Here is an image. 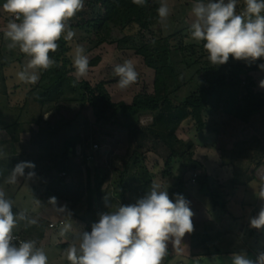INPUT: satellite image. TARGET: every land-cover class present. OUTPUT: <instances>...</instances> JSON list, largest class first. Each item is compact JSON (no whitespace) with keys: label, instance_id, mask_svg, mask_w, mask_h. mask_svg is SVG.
I'll return each mask as SVG.
<instances>
[{"label":"rangeland","instance_id":"rangeland-1","mask_svg":"<svg viewBox=\"0 0 264 264\" xmlns=\"http://www.w3.org/2000/svg\"><path fill=\"white\" fill-rule=\"evenodd\" d=\"M2 1L3 0H1V2ZM160 2H164L168 5L170 9L169 17L163 22H161L159 18L158 22L153 24L145 34L147 39L167 38L175 35L176 37L171 40L172 45L174 47H178L180 44L183 45L181 55L189 67L185 73L186 80H190L191 83L177 94L180 98L186 97V95L195 90L197 86L200 88L204 86V83L200 82L198 79L204 76L203 70H207L210 78L215 81L224 76L228 84L232 82V75L237 68L242 71L241 76L238 77V79H236L237 77L235 78V83L226 86L227 88L224 89L223 94H221L223 100L220 104L221 106H219L218 109L210 108L207 112L205 116L207 128L199 130L195 121L189 118L182 123L176 133V136L181 141L193 143V149L189 152L193 161L189 160L185 162L184 165L187 167V170L182 174L185 184L183 196L190 202L191 207L192 204H194L190 199L191 194L196 193L199 186L201 187L200 189H205L207 183H209L208 179L210 176L208 174L210 167L208 165L211 159L209 156L213 154V151L215 152L217 149H220L221 152L216 153L222 155L221 161L225 163L231 160L233 165L237 167L239 165L238 159L240 158H238L236 152L238 148L235 144L239 141L246 140V146L252 149L249 150L251 151L249 152L251 155L248 153L245 158L247 162L252 163L254 159H260L258 155L254 157L256 155L254 154L256 153L254 148H256L258 144L252 138L257 134V139L264 143V112L261 115L253 117L252 122L246 126L232 116L227 110L229 109L228 102H235V100L240 101L241 87H244L247 83L246 76L253 80L255 84V94L259 99L264 100V88L259 86L260 81L264 80V70L258 67L259 64L264 63V58L258 59L253 63H248L230 57L226 64H212L208 60V53L203 47L204 41H195L190 35V27L194 20L191 10L197 0H160ZM204 2L206 3L207 0H204ZM243 8L244 0H237V13L242 12ZM81 11L86 18L90 19L102 15L104 12L102 7L89 4L88 0H84V8ZM4 13L3 18L10 16L6 12ZM145 14L146 11L143 12L141 18H143ZM140 20L127 27L124 31L116 32L115 35L119 38L127 36L128 38L137 40L140 33L142 31L144 33ZM6 25L7 22L0 21L1 30H3V27H6ZM73 31L75 32V30ZM4 32L0 31V46H2L1 43L3 42L2 44L4 47H0V51L6 54L3 55L6 62L12 63L13 60H11V56H13V54L16 55V53L13 52H17L19 48H8L10 41L5 38ZM80 37L75 32V36L69 41L70 50L68 56L71 60L73 50L79 45L78 42L81 41ZM91 52L92 51L85 54L89 58V67H92L90 63L96 58L100 61L102 60L103 65L98 69L89 68L88 75L81 78L79 80L80 82L87 81L91 86L104 83L112 102L118 100V103H123V100L120 101L121 99L132 102L138 95L154 94L155 70L148 67L144 58L138 55L134 49H130L129 47L120 48L118 43H104L101 47H97L92 53ZM126 60H131L133 62L139 75L136 83L125 90H121L119 87H116L117 85H111L117 83L119 80V77L114 73L115 66L122 64ZM26 65L27 62L25 61L22 68L24 69ZM148 69L150 72L149 74L146 72ZM74 71L73 68V71L70 73L72 77H75ZM15 76L16 79L14 78L11 80V83L17 82V73ZM10 82L4 81L2 83L9 87L11 85ZM206 83L208 84L207 81ZM2 98L3 94H1L0 99ZM175 102L177 103V101ZM132 103H130V105ZM23 109L27 111V114L24 113V110V112L21 110V124L2 129L1 123L3 122L0 120V136L7 135L12 139L19 138L22 144V160L30 161L35 164L34 169H25L27 170V172H25V177L29 171H34L35 176L29 180L31 182L26 183V188L22 189L18 194L16 197L18 201L16 202H19L18 207L20 209L27 212L29 217L36 218L38 223L33 226H26L25 222V227H22V231H26V234L30 233V235H33L30 240L36 241L37 247L44 250L48 257V264H70L66 259L64 249L73 242L78 244L79 234L84 231L90 232L91 227L89 224L96 221L87 210L89 197L87 190V167L92 170L90 174L92 176V188H96L95 186L97 183L95 178L96 174H98L97 171H100L101 179L104 180L102 188L111 191L113 194L116 193V188L119 187L120 183V172L118 168L121 166V158L126 153L130 144L129 130L125 128L124 124L128 122H138L140 125L146 126L152 123L153 117L143 115L136 121L134 117L120 114L116 124H104L96 120V116L90 105L82 106L81 104H74L72 107L62 105L60 110L53 109L43 115V121L50 124L46 126L40 124V119L38 120V117L41 115V109L37 103L33 104V102L29 101L27 104L25 103L23 105ZM4 112H6V108L4 104H0V114ZM57 124L59 126H56ZM85 137L89 138L86 143L90 145L89 148H85L86 165H82L80 163V159L82 158L80 147L83 146L79 143ZM65 140L72 146H76L75 156H69V158L64 157V148L62 144ZM94 143H97L100 149L96 153H92L93 158L88 159L86 152L89 154L91 153V147ZM70 151L72 152L69 153L73 155V149ZM107 152L108 158L101 157L103 154H107ZM145 159L146 166L149 170L156 173L159 172V175L155 178L153 183L158 184L161 190H169L170 186L168 185L170 182H173V180L168 182L164 181L162 178L163 174H160L165 167L164 160L152 152L146 153ZM62 160L64 165L59 164ZM114 163L116 164L115 167L112 166ZM240 163L244 164L242 160ZM184 165H182L181 161H178L175 173L181 174L185 167ZM67 167L71 169V173L66 174V176H60L59 173L65 171ZM47 169H52L49 174L46 173ZM106 170L109 171L107 172ZM261 171H263L262 174H264V168L260 170L259 174H261ZM195 174H197L198 177L197 181L193 182L192 179ZM31 185L35 187L36 191L32 192L31 189H27L30 188ZM61 187H63V189ZM206 190L207 189H205V192H207ZM213 192L214 191L211 190L210 192L209 190L210 195H213ZM53 196L57 197L58 207L66 205L68 210L74 212L75 219L78 218L79 220H74L72 214L70 216L68 214L62 215L57 213L53 206L48 204L49 198ZM35 198L41 202L37 204ZM214 200L221 206L219 207L220 213H226L225 211L230 205L222 208L224 205L222 200ZM40 211L42 214L39 217L38 213ZM60 221H63L65 225L55 229L49 227L50 222L58 224ZM73 223L76 226L77 233H75L77 235L68 241V239H65L66 237L61 235V231L68 225L72 226ZM71 226L67 228V231L71 230ZM251 240L252 239H250V241ZM213 249L214 248L210 247V250ZM182 261L184 262V260ZM173 264H178L176 259ZM185 264L188 263L185 262Z\"/></svg>","mask_w":264,"mask_h":264},{"label":"clouds","instance_id":"clouds-1","mask_svg":"<svg viewBox=\"0 0 264 264\" xmlns=\"http://www.w3.org/2000/svg\"><path fill=\"white\" fill-rule=\"evenodd\" d=\"M144 6L146 0H132ZM84 8V0H6L3 10L10 15L4 36L10 41L9 49L19 51L29 57L24 70L17 78L25 83L35 84L37 72L47 70L55 61L50 52L59 48L63 37L70 41L75 36L69 21ZM237 0H197L192 7L194 20L190 27L191 38L204 41L203 47L208 60L214 65H223L232 57L238 61L253 63L264 58V0H244L243 11L237 13ZM161 22L170 14L164 2L157 9ZM72 64L78 82L88 75L89 58L85 49L77 45L73 50ZM264 70V63L258 65ZM119 77V89L125 90L137 82L138 72L131 60H126L114 68ZM264 88V80L260 81ZM35 164L21 161L11 169L7 184H15L25 177V169H34ZM35 176L27 173L26 179ZM264 181V176L261 177ZM258 198L264 201V183ZM41 201L38 199L36 203ZM48 204L59 214L71 212L65 206H57V198L50 197ZM110 207L111 205H107ZM193 212L190 202L181 194L170 199L167 190H161L152 183L150 191L136 203L119 205L115 211L99 215L91 231L79 234L78 244L73 242L64 249L70 264H163L168 254L169 243L181 245L186 234L194 231ZM20 221L26 226L38 223L36 218L25 212H13V201L0 189V264H48V257L34 240H19L14 229ZM71 225L61 231L64 235ZM250 227L264 228V206L255 217L250 218ZM232 264H264V253L254 261L246 253H233Z\"/></svg>","mask_w":264,"mask_h":264},{"label":"trees","instance_id":"trees-1","mask_svg":"<svg viewBox=\"0 0 264 264\" xmlns=\"http://www.w3.org/2000/svg\"><path fill=\"white\" fill-rule=\"evenodd\" d=\"M88 1L89 4L102 7L104 12L102 15L90 19L80 11L68 22L71 29L75 30L79 37L81 36V41L78 42L79 46L85 49V54L104 43H118L120 48L134 49L138 55L144 58L146 65L155 70L154 94L138 95L131 105L122 102L114 103L104 83L91 86L87 81L77 82L75 77L70 75L73 66L72 60L68 56L69 41L62 37L58 41L57 51L50 52V57L55 63L51 68L40 71L39 81L32 84L27 91L24 90L23 95L24 93L25 95L18 106L23 111L25 103L27 104L29 101L37 103L41 109L40 124L46 126L50 124L42 120L43 115L53 109L60 110L62 105L70 107L74 104L90 105L96 120L104 124H116L120 114L134 117L136 121L143 115L153 117L152 123L146 126L140 125L138 122L124 124L125 128L129 130L130 144L121 158L120 169L118 168L120 183L116 188V193L113 194L102 188L104 180L101 179L100 171H97L98 174L95 178L96 188H92V176L90 175L92 170L86 166L89 194L87 210L96 220L93 223H96L101 213L115 211L119 205L134 204L150 191L159 172H152L147 168L146 153H155L164 160L165 167L160 174H163L164 181L173 180L168 185L170 186L169 190L166 189L170 199L175 201L176 194L183 195L185 184L182 174L187 170L185 162L193 161L189 154L193 149V143L181 141L176 133L182 123L189 118L195 121L199 130L207 128L205 121L207 112L210 108L218 109L221 106L220 104L223 102L221 94L227 88L226 86L235 83V78L238 79L242 71L237 68L232 75V82L228 84L224 76L215 81L210 78L207 70H203L204 76L198 79L204 83V86L202 88L197 86L186 97L180 98L177 94L191 83L190 80H186L185 73L189 67L181 55L183 45L180 44L178 47L172 45L171 40L176 37L175 35L167 38L147 39L145 34L159 20L157 9L161 4L160 0H146V4L142 7L133 4L132 0ZM144 11L146 14L141 18ZM139 20L144 33L142 31L137 40L127 36L119 38L115 35L116 32L124 31ZM99 62L100 60L96 58L90 64L97 65ZM246 77L247 83L240 90V101L228 102L229 109L227 111L247 126L252 122L253 117L264 112V100L259 99L255 94L253 80ZM88 139L85 137L79 143L84 149L80 159L82 165H86L87 161L84 153L85 148H89L90 145L86 143ZM245 142V140L237 142L236 147L239 148V144L243 145ZM63 148L65 158H69L70 148L73 149V156L76 155V146H72L68 141L64 143ZM261 151L264 153V146ZM178 161H181L185 166L181 174L175 173ZM59 164L64 165L63 160ZM115 165V163L112 164L113 167ZM68 169L67 167L66 170ZM61 188L63 189V187ZM93 223L89 224L90 227Z\"/></svg>","mask_w":264,"mask_h":264},{"label":"crops","instance_id":"crops-1","mask_svg":"<svg viewBox=\"0 0 264 264\" xmlns=\"http://www.w3.org/2000/svg\"><path fill=\"white\" fill-rule=\"evenodd\" d=\"M5 2L6 0L2 2L0 0V21L8 23L11 17L3 18L5 11L2 8ZM5 29L6 27H3V30L0 29V31L4 32ZM2 43L0 47L4 48ZM18 51L13 52L16 55L13 54L11 56L12 63L6 62L3 56L6 54L0 51V97L3 94L0 104H4L6 108V112L0 114V120L3 122L1 123L2 129L21 124L22 112L19 106L23 98V92L32 86L31 83H25L19 79L17 82H10L14 78L16 79V73L24 70L22 68L23 63L29 60V57ZM101 65H103L102 60L97 65H92L89 68L98 69ZM40 71H38L39 77ZM146 72L149 74V69ZM4 81L10 82L11 85L9 87L3 85L2 82ZM111 86L118 87V84L114 83ZM122 100L127 105L133 102H127L125 99H121L120 101ZM117 101L115 100V102ZM24 113L27 114V111ZM39 119L40 116L38 117ZM42 120H44V116ZM252 139L258 144L254 148V151H256L254 157L257 155L260 157L258 160L254 159L252 163H248L247 159H245L247 154L251 152L249 150H252L246 146V142L243 145L239 144V150L236 149L238 158H240L238 159L239 165L237 167L233 165L231 160L225 163L221 161L222 155L217 154L221 152L220 149H217L215 152L213 151V154L209 156L211 157L209 160L210 164L208 163L210 167H208V175L210 177L208 179L209 183L205 187L207 192H205V189H200L201 187L199 186L196 193H192L190 196L191 201L194 203L190 207L194 214L192 217L194 231L186 234L181 245L178 247H174L169 243L168 254L164 258L163 264H173L175 259L178 264H185V262L188 264H232L231 258L233 253H246L247 257L254 261L260 253H264V228L255 229L250 227V218L257 216L261 207L264 206V201L258 198L261 184L264 183L261 180V177L264 176L262 174L263 171L259 174L260 170L264 168V153L261 151L264 143L257 139V134ZM66 141L63 142L62 147ZM21 146L19 138L12 139L7 135L0 136V189H3L7 197L13 201V212L16 214L23 211V209L18 207L19 202H16L18 201L16 197L22 189L26 188V183L31 182L27 181L25 177H21L15 184L6 183V178L9 176L11 169L17 163L23 161L21 158ZM70 150L69 152H72ZM249 154L251 155V153ZM69 156L72 157V153H69ZM101 157L108 158V152ZM241 160L244 164L240 163ZM51 170L47 169L46 173L49 174ZM64 172L66 174L71 173L68 169L61 171L59 175L62 176ZM27 189H31L32 192L36 191L32 185ZM209 190L210 192L211 190L214 191V196L209 194ZM214 199L222 200L224 204L222 208L230 205L226 209V213H220L219 207L221 206ZM70 212L73 216L75 215L74 212ZM25 213L27 214V212ZM41 214L40 211L38 213L39 217ZM74 220L79 219H75L74 216ZM24 224L25 222L20 221L14 231L21 233L27 240H30L33 235L22 231V227H25ZM75 232L76 226L73 223L71 230L65 232L63 236L70 241L72 237L74 238L77 235V232ZM250 239L252 240L250 241ZM210 247L214 249L210 250Z\"/></svg>","mask_w":264,"mask_h":264},{"label":"built area","instance_id":"built-area-1","mask_svg":"<svg viewBox=\"0 0 264 264\" xmlns=\"http://www.w3.org/2000/svg\"><path fill=\"white\" fill-rule=\"evenodd\" d=\"M152 121V120H151ZM150 121V122H151ZM81 149H80V151H82L81 153H83V151H84V149L82 148V147H80ZM100 149V146L97 144V143H94L93 144V146L91 147V153L89 154L88 152H86L87 153V157H88V159H91V158H93V154L92 153H96L98 150ZM62 176H66V173L64 172V173H62ZM197 177H198V175L197 174H195L194 175V178L192 179V181L193 182H196V179H197ZM65 223L63 222V221H60L58 224H55V223H51L50 225H49V227L51 228V229H55V228H57V227H59V226H63ZM14 234H15V236H16V238H17V241H19V240H27L21 233H18V232H15L14 231Z\"/></svg>","mask_w":264,"mask_h":264}]
</instances>
